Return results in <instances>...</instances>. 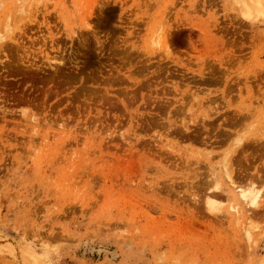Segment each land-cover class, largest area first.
<instances>
[{
    "label": "rangeland",
    "instance_id": "374dc122",
    "mask_svg": "<svg viewBox=\"0 0 264 264\" xmlns=\"http://www.w3.org/2000/svg\"><path fill=\"white\" fill-rule=\"evenodd\" d=\"M2 35L0 264H264V0H0Z\"/></svg>",
    "mask_w": 264,
    "mask_h": 264
},
{
    "label": "bare ground",
    "instance_id": "6f19581e",
    "mask_svg": "<svg viewBox=\"0 0 264 264\" xmlns=\"http://www.w3.org/2000/svg\"><path fill=\"white\" fill-rule=\"evenodd\" d=\"M4 36H0V41L2 42L4 40L3 38ZM3 39V40H2ZM0 42V44H1ZM8 43V42H7ZM3 45H0V52H3L2 49ZM9 49V48H8ZM12 54V53H11ZM10 57V56H9ZM14 61V60H13ZM56 61V60H54ZM19 63V62H18ZM17 63V64H18ZM22 63V62H21ZM17 67V66H16ZM25 67V66H24ZM29 70V69H28ZM10 71V70H9ZM23 78V77H22ZM29 79V78H28ZM27 81V80H26ZM37 81V80H36ZM32 82V81H31ZM22 83V82H21ZM36 85V84H35ZM23 88V87H22ZM35 88V87H34ZM19 90V89H18ZM21 90V89H20ZM47 90V89H46ZM4 91V90H3ZM54 91V90H53ZM5 92V91H4ZM25 93V92H24ZM6 96V95H5ZM4 96V97H5ZM3 97V96H2ZM11 97V96H10ZM2 101V100H1ZM4 103H7L8 100H6L5 98L3 99ZM232 119V118H231ZM230 120V119H229ZM239 120V119H238ZM240 121V120H239ZM236 122V121H235ZM235 122H231V123H235ZM238 124V123H237ZM234 126V125H233ZM225 132V131H224ZM228 134V132H227ZM222 136V135H221ZM224 138V137H223ZM222 138V139H223ZM246 158V157H245ZM243 161V160H242ZM241 161V162H242ZM245 161V160H244ZM242 165V164H241ZM231 166V165H230ZM252 166V165H251ZM250 168V167H249ZM263 170V169H262ZM241 171V170H240ZM246 171V170H245ZM237 172V171H236ZM256 172V171H255ZM259 172V171H258ZM229 173V171H228ZM238 173V172H237ZM242 174V173H241ZM246 174V173H245ZM264 175V174H263ZM242 176V175H241ZM261 176L259 173H255L254 175H250L249 177H247V179L245 180L246 182L244 183H240L239 179L235 180L233 179L231 181L232 186L235 188V190L238 192V195H240V197L243 199V202H245L246 206L251 207H257V199L258 196H260L261 190L260 187L258 186L257 181L261 180ZM230 177V176H229ZM233 177V176H232ZM231 177V179H232ZM244 178V177H243ZM245 179V178H244ZM245 183H248L247 185H244ZM254 209V208H253ZM252 208L250 210H253ZM249 211V209H247ZM255 211V209L253 210ZM257 211V210H256ZM250 212V211H249ZM255 212H250L248 214H254ZM251 224V223H250ZM251 225H248V227L246 228V233L247 235H249L250 229H251Z\"/></svg>",
    "mask_w": 264,
    "mask_h": 264
}]
</instances>
